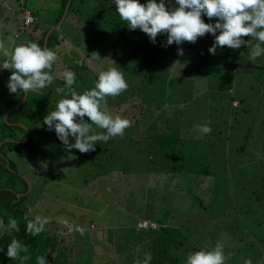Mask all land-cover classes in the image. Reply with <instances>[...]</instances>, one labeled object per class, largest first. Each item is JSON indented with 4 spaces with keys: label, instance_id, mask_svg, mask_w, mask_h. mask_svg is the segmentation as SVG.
<instances>
[{
    "label": "rangeland",
    "instance_id": "rangeland-1",
    "mask_svg": "<svg viewBox=\"0 0 264 264\" xmlns=\"http://www.w3.org/2000/svg\"><path fill=\"white\" fill-rule=\"evenodd\" d=\"M12 1L15 4H12V7H17L16 4L20 1L22 5L25 3L27 7L36 9L41 24H44L45 22H42V20L52 14L54 4L58 3L59 0ZM76 1L77 4L82 6L83 13H89L86 10H91L93 13L92 6H86L84 0ZM97 1L91 0L90 3L99 9L100 5H96ZM167 1L165 0V3ZM5 3H8V0H5ZM140 3L146 4L147 0H140ZM108 7L114 8L112 4H108L106 8ZM13 13L14 11L9 15ZM18 15L20 16V14ZM2 16L4 14L0 13V27L3 26V30H5L4 33L1 32L6 43L14 39L18 45L30 41L37 43V35L40 29L33 33L28 32V29L23 30V28L16 30L20 25L14 26L15 23L12 22L13 26L10 27L11 20L6 21L1 18ZM215 20L216 18H213L212 22L215 23ZM86 26L88 27L87 24ZM87 27L86 29L89 32L78 44L80 47L72 44L73 49L65 58L61 55L58 56V60L53 65V75L65 71L59 63L66 62L65 60L68 57L72 56L70 58L74 59L73 63L82 59L83 49L94 37V33L92 35L90 28ZM59 35L62 34L58 33L57 36ZM68 45V43L62 44V49ZM119 47L116 46V49H119ZM179 47L183 48L184 55L179 56L178 47H175L173 57L169 58L172 63L171 69L168 71L171 72L170 75L178 88L170 87L176 92H170L169 95V90L163 92L160 100L164 99V102L161 105L172 107L174 110H180V107L184 106L183 108L187 109L186 113L188 114L181 113L185 114L182 120L193 119L192 123L198 120L199 123L207 122L213 126L212 132L214 134L210 133L208 136L201 134L200 136L202 138L206 137V140H208L207 138L212 141L215 139L214 144H208L199 135L194 138L197 139L199 145H196H198L201 152H206L208 147L210 150H216L214 154L212 153L214 150H212L211 155L206 152L201 156V159H205L208 164L209 169L207 170L209 171L207 173L209 174H204L200 170L198 173L202 176L198 175L197 178L191 176L192 173H188L186 170L161 171L153 176L160 183L153 186L152 182L147 183L151 178L144 171L145 163L142 160V157L147 153V141L141 140L138 146H141L142 149L140 151L135 150L130 155L131 161L126 168L127 173L121 172V174L118 172V174H121L120 177L114 173L113 178L111 177L112 172L100 176L99 169L101 167L94 162V159L101 158L102 149L99 142L95 146V151L80 153L78 150L72 149L66 153V157L59 159L50 151L55 150V142L57 141L55 130H48L43 120H39L38 125L21 122V125L27 131V127L33 124L30 133L36 143V148L40 149L39 152L18 153L16 150L10 149L8 156L14 160L17 172L29 180L32 188L35 187L34 192H31L29 200H27L28 204L34 210L36 209L41 214H45L50 220L56 219L62 223L67 221L73 228L77 225L83 227L85 229L84 233L79 232L78 234L80 241L92 237V233L93 236L97 234L92 232L95 226L91 223L90 218L94 217V220H96L101 216L111 217L113 221L115 220L117 223L129 227L135 224L137 220V225H139L143 219H147L146 224L149 223V219H153L150 221H153L154 225L157 226L163 220L167 221L168 216L165 217V213L170 211L169 218H171V221H168V223L180 226L181 236L184 237L182 247L187 245V247L194 248L195 251L208 250L212 249L217 242H220L224 245L225 255L229 257L225 260V264H245L247 259H251L252 264H264V154L262 153L264 134H262L263 139H261L258 130H256L261 128L262 133H264L263 73L258 75L257 69L251 73L240 69L234 74L233 70L230 69L232 67L224 66L221 72L214 74L213 77H200L196 74H189L188 76L184 68L179 69L180 65L174 64V62L177 60L182 64L190 62L188 58L184 57L189 53L191 47L195 46L193 43L187 42L179 45ZM88 49L98 51L93 45H88ZM234 53L237 59L241 57V54L246 56L242 52L240 54L238 49L234 50ZM87 61L88 66L81 69V72H84L82 79L85 85L91 82V85H88L90 90L94 87L99 72L107 70L109 66L106 65L107 63L103 64L102 59L95 61V66L90 58ZM121 61L123 65L129 62L126 58ZM179 71L180 75L177 76ZM226 72H230V76L227 78H225L227 75H224ZM8 74H11V70ZM257 76H260V78L257 79ZM0 78L4 79L5 77H1L0 73ZM6 79L1 83V90H6L5 93H8ZM251 84L253 86H250ZM128 85L130 86L131 83L128 82ZM57 87L54 81L48 87V90L50 92V90H55ZM164 88L170 89L168 84H165ZM88 89L85 87V90ZM76 91L82 93L80 90ZM187 91H189V94L186 96L184 93H187ZM128 95H130L129 87L115 98L107 97V103L109 101L115 102L120 96ZM134 99L136 103L142 105V108L144 107V114L140 116L141 119L144 115L143 125L142 123L135 124L149 130L148 124L152 121V117L149 112L146 111L145 113L146 103L141 102L137 96ZM131 103V101H125L113 109L107 110L105 108L113 116L120 115L129 119L132 123L138 115L136 113H139V107L136 104L137 107L133 110V112H136V116H133V113H131L132 106L129 107ZM158 107L156 106V108ZM159 111L157 109V113ZM85 120H88V118L85 117ZM246 126L252 127L247 139L248 142L254 144L259 156L252 153V157L247 156L244 158L245 153L237 149L239 145L244 146ZM99 130L97 129V131ZM217 135L220 140L216 143L217 139L215 137ZM124 139H126L125 136L115 137L119 146H123L122 141ZM74 142L70 138V143ZM196 153H200L197 148ZM121 154L119 159H121ZM102 162L107 164L104 159H102ZM98 181H103L105 185L100 194H95L94 192H98V183L102 185ZM118 191H125L126 195ZM143 195H145V200L147 199L146 202L141 200ZM129 196L134 197V199ZM110 209L112 213H109ZM118 209L122 212L120 215ZM116 211L117 214L114 215ZM162 214H164L163 217ZM159 216L161 217L160 221L157 220ZM111 224L113 222H110L108 226L113 227V229L117 228V226ZM66 230H68V227H61V231ZM118 232H120V236L118 237L117 250L105 244L111 251L108 254L112 256L116 251L117 254L120 251H126L127 253L131 252V249L137 250L139 247L140 251H134L133 254H136L135 260L142 261L144 253L148 251L143 249V241L135 236H128L124 231L119 230ZM187 253L190 254L189 251ZM186 259L187 257L183 258L182 264H185ZM116 264L124 263L120 261Z\"/></svg>",
    "mask_w": 264,
    "mask_h": 264
},
{
    "label": "trees",
    "instance_id": "trees-1",
    "mask_svg": "<svg viewBox=\"0 0 264 264\" xmlns=\"http://www.w3.org/2000/svg\"><path fill=\"white\" fill-rule=\"evenodd\" d=\"M84 1L86 2V6H92L93 13L91 10H86L89 13H83L82 6L77 4L76 0H70L66 15L61 20L60 24L52 29L50 28L51 25L56 24L60 20L67 0H59L58 3L54 4L52 14L42 20V22H45L44 24H41L36 9L27 7L25 3L22 5L20 1L17 2V7H12V4H14L12 0H8V3H5V0H0V13L4 14L1 18H4L6 21L10 19L11 22L15 23L14 26L20 25L16 30L23 28V30L28 29V32L33 33L37 29H40L37 35V43L43 48L47 34L46 47L56 51L58 56L61 55V57L63 56L64 58L68 54V51L67 47L62 49V44L70 41L73 45L80 47L78 44L82 42L89 32V30L86 29V24L88 25L92 35L94 33V37L83 49L82 59H80L79 62L73 63L74 59L69 57L65 60L66 62L59 63L62 69L76 73L77 79L73 85L75 90H80L83 93L85 87L88 89V85H91V82L85 85L82 79L84 72H81V69L88 66L86 64L88 58L93 60L94 66L95 61L102 59L103 64L107 63L106 65L109 67L120 69L124 73L126 81L128 80V82L131 83L129 86L130 95L120 96L118 100L115 102L109 101L105 106L107 110H110L111 108L118 107V105L125 101H131L132 103L129 105V107L132 106L131 113H133V116H136V114L138 115L131 123V126L125 130L123 136H125L126 139L122 141L123 146H119L115 138L110 139L106 143L103 141L99 142L102 154L101 158L98 157L94 159V162L101 167V169H99V174L101 173L100 176L112 172L111 177L113 178L114 173H127L128 171L126 168L131 161L130 155H132L135 150L140 151L142 149L141 146H138L141 140L147 141L148 145L146 148L148 154L146 153V155L142 157L145 163L144 171H146L149 174V178H151L149 182H152L155 186L160 182L159 180H155L153 176L161 171L186 170V172L192 173L191 176L197 178L198 175H201L198 173L200 170L203 171L204 174H209L207 173V171H209L207 170L209 169L208 164L205 159H201V156L206 154V152L211 155L212 150H214L212 152L214 154L216 150H210L208 147L206 152H201L198 147L199 144L197 139H194L198 135L202 138L196 126L198 124L202 125L205 122L199 123L198 120H195V123H192L193 119H186L187 121L182 120L183 115L188 114L186 113L187 109L183 108L184 106L180 107V110L183 108L180 111L177 109L174 110L172 107L166 108L161 105L164 102V99L160 100L161 94L169 90V95L170 92H176L170 87L178 88L174 83L173 77L170 75L171 72L168 71L171 69L170 66L172 63L169 58L173 57L172 55L174 54L175 47L179 46L173 43L165 47L164 45L167 40L166 34L159 35L156 39V43H152L149 37L140 29H129L127 27V22L120 19L116 11L114 0H98L96 5H100L99 9L90 3L91 0ZM108 4H112L114 8H106ZM166 6L172 7L177 5H175V0H168ZM25 10H29L33 15V19L29 23H24ZM12 11H14V13L9 15ZM202 18L205 23H214L212 20H209L206 15H203ZM1 31H3V33L5 32L3 26L0 27V36H3ZM56 33H61L62 35L57 36ZM216 34L218 35L219 31H217ZM245 39L247 40L248 38L245 37ZM213 42L214 36L208 33L205 34L204 37L198 38L197 41L193 43L195 47H191L189 53L184 57L188 58V61H190L185 63L183 67L188 76L189 74H196L200 77H213L214 74L221 72L222 67L229 66V68L232 67L230 69L233 70L234 74L240 69L248 73L257 69L258 75L263 73L262 81L264 82V55L258 57L253 63L249 59L251 48L246 46H241V48L238 49L240 54L242 52L246 55L244 56L241 54V57H238V59L234 50L231 49L230 51V48L227 46L223 48L218 47L216 54L212 55L209 53L208 49ZM256 42L255 40H251L252 45ZM16 45L18 44L15 42V39L7 43L10 49L14 48ZM88 45H93L98 51L89 50ZM116 46L119 47V49H116ZM97 53L101 56L99 60L93 58ZM123 58L129 60L125 65L121 63ZM4 60L5 58L0 54V67H2ZM0 73L1 77H5L4 79L7 78L6 82H8L11 75L8 74L9 70L0 68ZM62 73L63 72H59L58 75H54L56 77L54 81L58 87L64 86V81L61 78ZM224 75H227L225 77L227 78L230 76V72H226ZM256 78L258 79L260 76ZM4 79L0 78V219L7 224L9 217L15 218L18 221L19 231L0 235V264H20L19 260H12L6 255L7 245L10 244L13 238L22 241L29 248L27 254L30 256V259L25 261L24 264H36L37 256H46L49 264L120 263L117 259L118 257L114 256L115 258H113L108 254L111 251L105 246V244H107L113 247V245L116 244L115 241L118 243V237L120 236L119 230L124 231L128 236H135L141 240H143V236L147 231L155 232V235L159 236V243L155 250L153 249L154 251L151 252L153 259L150 264H182L183 258L189 255L187 251L190 253L195 252L194 248L187 247V245L182 247L184 237L181 236L180 229L175 231L173 227L170 228L169 226V232H167L166 235H162L161 233L158 235L157 232L161 226L159 223L157 224V222V227L154 228L151 226L140 227L135 223L130 227L123 226L124 224L115 225L118 228L113 229V227L108 226L113 220L111 217L108 218L106 216H101L99 219L95 218L96 220H94V217L90 218L92 220L91 223L95 226L92 232L97 234L93 236V233L90 232L92 233V237H87L82 241L78 239L79 232L75 231V228H73L72 231H69V229L61 231V227H67L64 223L56 219H51V222L46 225V231L39 235L32 236L28 234L26 231L28 220L34 218L36 215L45 216V214L43 215L36 209L34 210V208L28 204L27 200H29L31 192H34L35 187L32 188L30 184V188L28 189L26 178L22 177L17 172L16 164L14 160L8 156V151L12 149L14 151L16 150L18 153H27L29 151L39 152L40 149L36 148V143L30 133L33 129V126H31L33 124L29 125L31 127H27V135V130L21 125V122H30L38 125L39 123L37 122H39V120H44V116H47L51 111L55 110L56 104L62 96L57 93L54 94L55 90H50L49 92L48 88H45L37 92H29L27 97L19 102L23 94H13L10 93L9 90H7L8 93H5L6 90H1V83ZM165 84H168L170 89H165ZM250 86L253 85L251 84ZM184 94L187 96L189 91ZM136 96L139 97L141 102L146 103L145 113L146 111L149 112L152 117V121L149 123H157V126H159V123H181V127L179 129L176 127H174V129L169 128L167 131L163 129V125H160L157 130L152 132L150 129H143L141 125H136L135 123H142L143 125L144 118L143 115L140 119L141 114H144V107L142 108L141 104L135 102L134 98ZM231 97H233V95H231ZM136 104H138L139 113L133 112L137 107ZM156 106L159 107L156 108ZM157 109L160 110L158 113ZM7 110L8 112L6 116H4ZM126 110L129 111L128 108H126ZM202 116H204V114H202ZM209 125L213 131V126L211 124ZM250 127L251 126H246L244 134L246 140L244 141V146L239 145V147H237L238 150L245 153L244 158L247 156H249V158L252 157V153L257 155L259 153L256 147H254V144L248 142L247 137L252 129V127ZM256 130H258L260 138L263 139L262 134L264 133H262V129L259 128ZM99 131L104 130L100 129ZM212 131L211 133L214 134ZM204 135L208 136V134ZM56 138L55 150H50L49 148L48 150L61 159L62 157H66L68 150H66L62 141H60L58 137ZM70 138L75 141L74 137ZM215 138L217 139V143L220 137L217 135ZM202 139H204L205 142L207 141L208 144L215 143V139H213V141L209 138L206 140V137ZM196 148L200 153H196ZM262 153L264 154V145H262ZM120 154L121 159H119ZM102 159H104L107 164H104ZM212 163H214V161H212ZM121 174H118L119 177ZM84 179L87 181L85 177ZM98 182H101L102 185L98 183V192H94L95 194H100L105 185L103 181ZM111 211L110 209L109 213H112ZM168 212L165 214L168 215ZM163 215L164 214H162V217ZM160 218V216L157 217V220L160 221ZM134 251L137 250L131 249V252ZM135 261L136 260L131 264H135Z\"/></svg>",
    "mask_w": 264,
    "mask_h": 264
},
{
    "label": "clouds",
    "instance_id": "clouds-1",
    "mask_svg": "<svg viewBox=\"0 0 264 264\" xmlns=\"http://www.w3.org/2000/svg\"><path fill=\"white\" fill-rule=\"evenodd\" d=\"M114 4L120 19L127 22V27L131 30L140 29L152 43H156L159 35L166 34L165 47L173 43L179 46L184 42L195 43L198 38L210 33L214 36V42L208 49L212 55L216 54L218 47L225 46L233 50L241 46L250 47L249 59L253 63L264 55V0H175L177 6L172 7L166 6L165 0H147L146 4L140 3V0H114ZM203 15L209 20L216 18L215 23H205ZM251 40L257 42L252 45ZM177 52L179 56L184 55L183 48L178 47ZM0 54L5 58L0 68L11 70L7 84L10 93L27 97L29 92L48 88L56 79L52 70L58 55L48 47L42 48L30 41L10 49L3 36H0ZM93 58L99 60L101 56L97 53ZM174 64H179V69L185 66L179 60ZM61 78L64 86L57 87L55 92L62 98L55 110L44 116L43 123L48 130H55L66 150L76 149L80 153L95 151L97 142L106 143L125 134L131 121L120 115L113 116L105 108L107 97L115 98L129 87L120 69L109 67L99 72L94 87L83 93H78L73 87L77 79L75 72L65 70ZM196 128L201 134H210L212 131L207 122L198 124ZM97 129L104 131L98 132ZM70 137L75 138L74 143H70ZM50 222L49 217L36 215L28 220L26 231L32 236L39 235L46 231V225ZM64 224L69 231L73 230L67 221ZM74 230L81 234L85 231L79 225ZM14 231H19L15 218L9 217L7 224L0 219V235ZM137 251H140L139 247ZM28 252L26 244L13 238L7 245L6 255L24 264L30 259ZM228 258L224 253V245L217 242L212 249L190 253L185 264H225ZM152 259V253L145 252L143 260L137 259L135 264H150ZM36 264L49 262L46 256H37ZM245 264H252L251 259L245 260Z\"/></svg>",
    "mask_w": 264,
    "mask_h": 264
},
{
    "label": "crops",
    "instance_id": "crops-1",
    "mask_svg": "<svg viewBox=\"0 0 264 264\" xmlns=\"http://www.w3.org/2000/svg\"><path fill=\"white\" fill-rule=\"evenodd\" d=\"M20 13V12H19ZM18 13V14H19ZM13 23L11 22V25H10V27H12L13 25H12ZM15 25V24H14ZM16 25H18V24H16ZM68 46H67V51H68V53L69 52H71V50L73 49L72 47H71V45H72V43H70V41H68ZM76 46V45H75ZM78 47V46H77ZM70 57H72V56H70ZM69 58V57H68ZM164 107H166V108H169L168 106H164ZM176 112V111H175ZM178 112V111H177ZM149 125V129L153 132L154 130H157L158 129V127L160 126V125H163L162 127H163V129H165V130H167L168 131V129L169 128H171V129H174V127H176L177 129H179L180 127H181V123H159V126H157V123H149L148 124ZM147 183H149V180L147 181ZM155 184H153V186H154ZM119 192V191H118ZM130 192V191H129ZM119 193H123L124 195H126V193H125V191L124 192H119ZM128 196V195H127ZM145 195H143L142 196V201H144L145 200V197H144ZM130 197V196H129ZM130 198H132V197H130ZM132 199H134V197L132 198ZM147 200V199H146ZM146 200H145V202H146ZM144 202V203H145ZM119 210V215H120V213H122L121 211H120V209H118ZM168 213H171L170 211L168 212ZM117 214V211H116V213L114 214V215H116ZM167 214V213H166ZM168 216V218H167V221H165V220H163L162 222H160L159 224H160V226L162 227H160L159 229H158V235L161 233L162 235L164 234V235H166L167 234V232H169L168 231V228H169V226H170V228H174V229H180V226L179 225H170L169 223H168V221H171V218H169V214L168 215H165V217H167ZM171 216V215H170ZM142 219V218H141ZM151 220H153V219H151ZM115 221V220H114ZM113 221V224H111V225H121V224H119V223H117L116 221L114 222ZM138 221V220H137ZM137 221H136V224H137ZM174 222V221H173ZM163 227H166V228H163ZM118 228V227H117ZM146 230H150V229H146ZM177 230H175V231H177ZM156 233L154 232H152V231H147L145 234H144V236H143V244H144V246H143V249H145V250H148L147 252H153L154 250H155V248L157 247V245H158V243H159V236H157V235H155ZM115 236V235H114ZM116 237V236H115ZM130 237H131V235H130ZM158 239V240H156V239ZM147 241V242H146ZM152 241H153V243H152ZM116 242V244H115V246L113 245V249H115V250H117V248H118V243H117V241H115ZM148 247V248H147ZM154 249V250H153ZM142 250V249H141ZM117 252V251H116ZM114 253V255H112V257L113 258H115V257H118L117 259L119 260V261H122L124 264H131L134 260H135V258H136V254H133V252H127L126 253V251H123V252H119L118 254L117 253ZM115 256V257H114ZM131 257H133V258H131ZM138 257V256H137Z\"/></svg>",
    "mask_w": 264,
    "mask_h": 264
},
{
    "label": "built area",
    "instance_id": "built-area-1",
    "mask_svg": "<svg viewBox=\"0 0 264 264\" xmlns=\"http://www.w3.org/2000/svg\"><path fill=\"white\" fill-rule=\"evenodd\" d=\"M33 19V15L31 14V12L29 10H25L24 11V23H29L31 22ZM146 220L147 219H143L142 222L139 223V226L140 227H148V226H151V227H157L154 225L153 221H150L148 220V224H146Z\"/></svg>",
    "mask_w": 264,
    "mask_h": 264
},
{
    "label": "water",
    "instance_id": "water-1",
    "mask_svg": "<svg viewBox=\"0 0 264 264\" xmlns=\"http://www.w3.org/2000/svg\"><path fill=\"white\" fill-rule=\"evenodd\" d=\"M69 2H70V0H67L66 5H65V8H64V11H63V13H62V16H61L60 20H59L56 24H53V25L51 26V29L54 28V27H57V26L60 24L61 20H62V19L64 18V16L66 15V12H67V9H68ZM51 29H50V30H51ZM46 38H47V34H46ZM46 38H45V41H44V45H43V47H46ZM25 98H26V96L23 95V97L20 99L19 102L23 101ZM7 112H8V110L5 112L4 116H6ZM26 134L28 135V131H26ZM26 180H27V183H28V189H29V185H30V183H29V180H28V179H26Z\"/></svg>",
    "mask_w": 264,
    "mask_h": 264
}]
</instances>
